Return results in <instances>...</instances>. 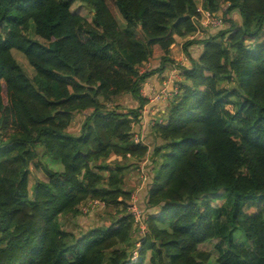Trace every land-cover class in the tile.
<instances>
[{
	"label": "trees",
	"instance_id": "obj_1",
	"mask_svg": "<svg viewBox=\"0 0 264 264\" xmlns=\"http://www.w3.org/2000/svg\"><path fill=\"white\" fill-rule=\"evenodd\" d=\"M77 1L91 19L73 11ZM202 7L225 24L184 44L190 65L154 124L159 142L138 202L146 230L133 241L125 175L149 153L134 131L143 85L174 62L176 36L196 31L197 1L0 0V264H211L200 246L212 239L216 264H264V0ZM124 96L139 105H114ZM33 168L48 179L31 187ZM100 207L103 220L70 223Z\"/></svg>",
	"mask_w": 264,
	"mask_h": 264
},
{
	"label": "crops",
	"instance_id": "obj_2",
	"mask_svg": "<svg viewBox=\"0 0 264 264\" xmlns=\"http://www.w3.org/2000/svg\"><path fill=\"white\" fill-rule=\"evenodd\" d=\"M203 0H201V3L199 4L202 5ZM209 28H203L202 33H200L196 38H202L208 31ZM210 30V29H209ZM192 39L190 35L181 37V36H176V41L171 47V57L174 60V62L168 64L164 71L161 73H157L147 79L145 84L143 85V95L146 99H148V102L144 105L143 109L141 110V119L140 122L135 126L134 131L136 136L140 140H142L145 144L149 146V153L147 156L144 158V160L140 163H144L145 165V181L141 183H138V187H136V190L134 188L132 189L129 187L126 183V178H127V173L125 177V186L126 188L132 189L133 192L137 191V204L140 200V197H143L144 199V188L145 185L147 184L150 174H149V169L151 170V151L153 150L154 146L159 142L158 137L155 135L154 132V122H162L166 118V114L168 112V106H169V101L173 97L169 98H160V99H154V95L158 93L161 88L163 87L164 84H168L169 88L172 89L174 85L179 81H183V76L181 75V71L177 69V77H172L173 71L175 69L174 63H179V65H182L183 67L189 66L190 65V59L188 55L186 54V50L184 47V44ZM189 51L190 54H198L201 51V45L199 44H194L192 46H189ZM194 56V55H193ZM178 60H181L180 62ZM160 64V60L155 58L147 63L144 64V69H151L152 67H157ZM181 66V67H182ZM171 98V99H170ZM122 99H125L127 102L124 104L123 102L121 103L125 107H137L139 104L137 101H135L132 97L130 96H124ZM170 99V100H169ZM169 100V101H168ZM130 103V104H129ZM161 120V121H160ZM61 168V167H59ZM138 171V170H137ZM152 172V170H151ZM138 177L136 178L138 181H141L140 174H137ZM104 208V207H103ZM106 216V213H104ZM108 217V215H107ZM70 221L72 226L74 225V221L76 224H78V228H87L95 223H97L96 220V215L91 214L88 217H79L78 219ZM99 222V221H98ZM71 227V225H69ZM75 226L73 227V229ZM76 231V230H75Z\"/></svg>",
	"mask_w": 264,
	"mask_h": 264
},
{
	"label": "rangeland",
	"instance_id": "obj_3",
	"mask_svg": "<svg viewBox=\"0 0 264 264\" xmlns=\"http://www.w3.org/2000/svg\"><path fill=\"white\" fill-rule=\"evenodd\" d=\"M197 1V4L199 5L201 3V0H196ZM73 11L75 12H78L80 14H82L83 16L87 17L88 19H91L92 18V15H93V10L87 6L85 3H82V2H75L73 7H72ZM232 16H233V19L236 21V22H239L241 23V17H240V14L238 12H233L232 13ZM119 19L120 21L122 22L123 26L125 24V21L122 19V17L120 16L119 14ZM137 31V34H138V38L141 39V33L139 32V30H136ZM32 36L34 37L35 34L34 32L32 31ZM199 37V36H197ZM14 55L15 57L17 58L18 62L21 64V66L24 68V70L30 75V76H33L34 74V68L29 64V62L27 61V59L23 56L22 53L18 52V51H14ZM179 62L181 60H178ZM183 67V66H182ZM171 99V98H170ZM169 99V100H170ZM168 100V101H169ZM126 103L127 101L125 99H118V101H116V103H114V105H116L117 103ZM130 104V103H129ZM83 116L82 115H78L75 117L74 121L72 122L71 124V128H70V132L71 133H74V134H79L80 132H78L80 130V126L82 124V121H83ZM112 160H116V161H122L120 157H117V156H114L112 158ZM43 161L47 162L48 163V166L53 168V169H60L59 167L60 164L56 161H54L53 159H51L50 157L48 156H45L43 157ZM138 171L137 169L133 170L130 169L128 172H127V178H126V183L129 187H131L132 189L134 188V190H136V187H138V183H140V186H141V183L142 181H138L136 178L138 177ZM126 177V176H125ZM43 179V180H47V176L45 175V173L41 170V169H35L33 168V174L31 175V178H30V186L32 187L35 182H36V179ZM146 179V177H145ZM32 191V190H31ZM33 192V191H32ZM32 192H31V195H32ZM136 191H134L135 193ZM218 201H220L221 198H223L225 195H226V192L225 190H221L219 193H218ZM222 201V199H221ZM104 210L105 208L103 207H100L96 210V212L94 213V215H96V220L104 217H102V213H104ZM99 211V212H98ZM100 213V215L96 214V213ZM106 212V211H105ZM101 216V217H99ZM100 223V222H98ZM145 225V224H144ZM144 229V232H145V227L143 228ZM75 230V228H74ZM142 230H140V228H135L134 232H133V236L135 238H133V241L136 239V238H141L142 236ZM235 239L237 241V243H240V244H248L249 241L247 240L245 234L241 231V230H236L235 231ZM132 241V242H133ZM217 242V239H212L206 243H203L201 244V248L204 249L205 251L209 252L211 254V258H210V263L211 264H216V257H217V251L215 250V243ZM139 240L136 241V243L133 242V247H138L139 246ZM148 264V263H147Z\"/></svg>",
	"mask_w": 264,
	"mask_h": 264
},
{
	"label": "built area",
	"instance_id": "obj_4",
	"mask_svg": "<svg viewBox=\"0 0 264 264\" xmlns=\"http://www.w3.org/2000/svg\"><path fill=\"white\" fill-rule=\"evenodd\" d=\"M199 11L201 13V16L199 18L195 19V26H196V31L190 35L192 39L196 38L200 33H202L203 28H219L223 27L225 24L224 18L216 13H211L207 10H205L202 5L199 6ZM181 66L179 63H174V71L172 74V77H177V69L181 71ZM147 70V69H142V71ZM178 78V77H177ZM179 81L174 85L172 89L169 88L168 84H164L161 90L154 95V99H160V98H169L173 97L176 95L179 91ZM161 121V120H160ZM155 124L157 121L154 122ZM136 140L139 141L140 139L138 136H136ZM138 172L141 177V181H145V165L144 163L140 164L138 167ZM129 210L131 211L132 215L134 216L135 219V225L136 227H139L141 232L144 233V227H145V216L139 205L137 204V191L133 193L132 195V205L130 206ZM146 228V227H145ZM133 258L137 259L138 258V252L137 250L133 252Z\"/></svg>",
	"mask_w": 264,
	"mask_h": 264
}]
</instances>
